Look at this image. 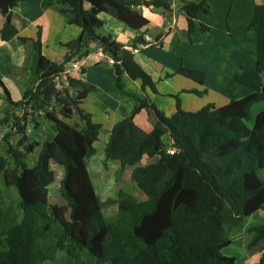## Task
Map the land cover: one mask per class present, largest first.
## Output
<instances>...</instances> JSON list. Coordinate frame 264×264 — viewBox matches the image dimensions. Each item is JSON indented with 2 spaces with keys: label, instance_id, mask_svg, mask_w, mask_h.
<instances>
[{
  "label": "trees",
  "instance_id": "trees-1",
  "mask_svg": "<svg viewBox=\"0 0 264 264\" xmlns=\"http://www.w3.org/2000/svg\"><path fill=\"white\" fill-rule=\"evenodd\" d=\"M24 0H0L4 18L0 39L8 42L19 37L12 24V10ZM207 0L181 1L178 11L187 20L189 34L193 20ZM60 12H71L69 24L80 29L77 39L65 44L67 54L54 63L42 54L41 30L32 39L31 82L18 103L11 101L0 79L6 102L22 111L13 120L15 146H7L0 157V175L5 187H14L20 197L21 220L0 230V264L54 263L58 253L68 258L66 264H235L234 257L223 250L234 244L232 229L257 212L264 214V112L248 128L250 109L264 101V59L254 68L244 66L233 76L236 82L252 89L242 99H230L222 107L208 104L188 112L176 99V112L165 117L147 100L111 130L104 148L103 167L118 162L120 170L136 165L142 157H158L154 164L136 169V189L145 197L137 200L119 191L116 199L101 203L91 182L87 160L94 155L100 125L80 109L92 90L70 77L68 87L79 86L75 96L55 87L65 66L87 47L86 40L101 48L114 61L119 86L122 74L140 80L141 89L156 92L155 83L134 61L130 50L108 36L99 35V14L105 7L118 13L135 7L124 0H57ZM172 0H148L144 5L163 13L171 12ZM85 4L89 9H85ZM264 5L255 7L249 28L255 27ZM135 44H146L142 36ZM88 51V50H87ZM87 52H84L85 55ZM201 96L202 93L196 92ZM142 109L151 110L155 123L150 133L140 130L133 118ZM43 113L50 123L49 137L40 146L28 142L26 126H38L35 113ZM76 115L83 123L78 130L66 121ZM60 118H59V117ZM34 123V124H33ZM176 153L169 155L162 138ZM7 145V144H6ZM40 146L35 165L24 162ZM63 169L59 192L66 206L49 202L48 187L55 176L50 164ZM1 197V190H0ZM117 204L114 220L103 216L105 205ZM248 249L264 242V220L251 227ZM257 264H264V253Z\"/></svg>",
  "mask_w": 264,
  "mask_h": 264
},
{
  "label": "crops",
  "instance_id": "crops-1",
  "mask_svg": "<svg viewBox=\"0 0 264 264\" xmlns=\"http://www.w3.org/2000/svg\"><path fill=\"white\" fill-rule=\"evenodd\" d=\"M124 1L134 2L136 5L123 13L105 7L99 14L102 22L99 35L110 37L113 42L127 50L133 49L134 40L139 36L151 39L153 42L140 48L133 54V59L151 77L156 92L149 88L142 91L141 81L130 80L125 74L120 76L118 86L114 66L105 57H99L96 54L98 48L87 40V47L71 60L78 64L79 69L72 70L67 65L71 79L92 87L79 107L91 116L93 123L100 125L98 138L93 143L95 153L87 160L94 188L93 174H96L107 189L108 178L105 177V170L113 174L120 171V164L114 161L108 162L106 168L103 167L104 148L113 127L128 117L141 101L147 100L167 118H171L176 112L175 97L179 99L181 108L188 112L197 111L208 104L225 106L231 98L239 100L253 92L249 87L231 82L233 76L240 74L244 66L254 68L258 61L264 59V8L255 27L249 28L255 7L264 5V0H207L203 10L196 13L193 20L194 30L190 34L186 18L178 11V3L195 0H172L169 13L144 5L148 0ZM56 2L57 0H24L12 10V24L18 31V36L27 39L24 43L18 38L8 42L0 39V79L14 103L21 101L23 92L31 82V40L36 38L38 28L41 30L42 54L54 63L62 62L68 52L64 45L77 39L80 34L78 27L69 24L74 14L60 12L61 7ZM89 7L85 4V9ZM3 23L4 18L0 14V30ZM84 52L87 53L83 55ZM79 89L76 85L68 87L67 90L73 97ZM196 92L202 95L199 96ZM261 112H264V101L255 103L250 109L254 118ZM21 114L20 109L6 102L4 91L0 87V134H11L15 139L13 120ZM33 117L38 126H26L27 139L29 143L37 142L41 146L49 137L50 131L42 112L35 113ZM76 118L78 119L77 116L72 117L73 123L66 122L79 130L83 123L79 119L75 120ZM133 122L143 132L150 133L155 123L154 113L142 109L134 116ZM6 144L14 146L15 142L14 145L11 141ZM170 144L169 142L168 147ZM40 146L34 150L40 151ZM157 161L158 157L144 156L136 165L126 166L124 169L126 171L132 167L134 173L136 169ZM50 168L55 176L53 183L58 184L59 192L63 169L53 162ZM258 176L263 178L264 171H260ZM95 191L101 203L110 199L103 202L96 188ZM119 191L130 194L121 186L117 193ZM137 192L140 194L139 200H144L145 197L138 190ZM60 198L65 203L61 195ZM113 205L117 207V204L111 206ZM56 206L65 207L66 203ZM246 219L250 223L244 226ZM246 219L232 229L229 235L237 241L239 237L243 238L249 244L252 234L248 230L263 222L264 214L257 212ZM256 220L261 221L257 223Z\"/></svg>",
  "mask_w": 264,
  "mask_h": 264
},
{
  "label": "rangeland",
  "instance_id": "rangeland-1",
  "mask_svg": "<svg viewBox=\"0 0 264 264\" xmlns=\"http://www.w3.org/2000/svg\"><path fill=\"white\" fill-rule=\"evenodd\" d=\"M65 69H69L68 66ZM59 90L68 89L66 85L65 79H60L58 81ZM76 116V115H74ZM250 121L246 122L248 128L253 126L254 116L250 113ZM75 120H78L77 118ZM74 121V120H73ZM70 123L71 120H69ZM45 124L50 132V123L45 121ZM1 131V130H0ZM164 144H169L168 138H162ZM11 141L14 145V139L11 134H0V157H4L6 155L7 146L6 143ZM15 146V145H14ZM38 151L34 150L33 154H29L26 156L24 162L28 168L32 167L38 157ZM133 168L130 169H121L118 173L110 172L105 170V177L108 178L107 189L100 183L99 179L96 177V174L92 175L94 178V185L96 190L101 194V199L103 202L107 198H117V191L119 187H123L128 193L132 194L131 196L135 199L139 200L138 195H140L136 188L135 182L133 179ZM130 173V176H129ZM0 190H1V197H0V230L5 228L8 225L15 224L21 220L22 211L19 208L20 197L18 195L17 190L14 187H5L3 178L0 175ZM49 194H50V202L51 204L60 205L65 204L62 199L60 198L58 192V184L54 185V183L49 187ZM103 215L107 219H114L117 215V207L115 205H107L103 206ZM247 220V219H246ZM244 221V226L250 223V220ZM259 223L261 220H256ZM262 223V222H261ZM260 223V224H261ZM257 225V224H254ZM259 225V224H258ZM230 237V235H229ZM242 239V240H241ZM238 238L239 241L235 240V243L223 250V255L227 257H234L235 264H257L259 257H261L264 253V244L261 243L257 246L248 249L246 241L244 242L243 238ZM261 255V256H260ZM249 261V263H248ZM68 262V258L65 256L64 253H58L57 259L54 263H47V264H66ZM94 264V263H92Z\"/></svg>",
  "mask_w": 264,
  "mask_h": 264
},
{
  "label": "built area",
  "instance_id": "built-area-1",
  "mask_svg": "<svg viewBox=\"0 0 264 264\" xmlns=\"http://www.w3.org/2000/svg\"><path fill=\"white\" fill-rule=\"evenodd\" d=\"M143 40L145 41L146 44H139L136 48L131 49L130 51L132 52V54L137 53V52L139 51L140 48H142V47H144V46H146V45H149L150 43L153 42L151 39H149V38L146 37V36L143 37ZM96 54H97L99 57H105L110 65H114V61H113V59H112L109 55H107L106 53H104L103 50H102L101 48H98V49H97V53H96ZM68 64H69V66H70V68H71L72 70H78V69H79V68H78V64H77L76 62H70V63H68ZM68 64H67V65H68ZM66 67H67V66H66ZM70 73H71V72H70L69 70L65 69L64 74L62 75V77L59 78V79H56V81H55V87H56V89H59L58 81H59L60 79H62V78L65 79V81H66V78L69 77V74H70ZM176 152H177L176 149H174L173 147H170V148L167 149V153H168L169 155H173V154L176 153Z\"/></svg>",
  "mask_w": 264,
  "mask_h": 264
},
{
  "label": "clouds",
  "instance_id": "clouds-1",
  "mask_svg": "<svg viewBox=\"0 0 264 264\" xmlns=\"http://www.w3.org/2000/svg\"><path fill=\"white\" fill-rule=\"evenodd\" d=\"M66 66H67V65H66ZM66 66H65V67H66Z\"/></svg>",
  "mask_w": 264,
  "mask_h": 264
}]
</instances>
